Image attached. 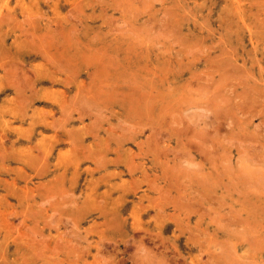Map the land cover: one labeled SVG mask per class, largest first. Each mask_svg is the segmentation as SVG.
Wrapping results in <instances>:
<instances>
[{"label": "rangeland", "instance_id": "rangeland-1", "mask_svg": "<svg viewBox=\"0 0 264 264\" xmlns=\"http://www.w3.org/2000/svg\"><path fill=\"white\" fill-rule=\"evenodd\" d=\"M0 264H264V0H0Z\"/></svg>", "mask_w": 264, "mask_h": 264}, {"label": "bare ground", "instance_id": "bare-ground-1", "mask_svg": "<svg viewBox=\"0 0 264 264\" xmlns=\"http://www.w3.org/2000/svg\"><path fill=\"white\" fill-rule=\"evenodd\" d=\"M77 6V5H76ZM73 8V7H72ZM76 8V7H75ZM77 10V9H76ZM78 10H79V8H78ZM77 10V11H78ZM75 11V10H74ZM79 13V12H78ZM80 14V13H79ZM72 18V17H71ZM78 18V17H77ZM60 25H61V23H60ZM60 28V27H59ZM55 30H56V28H54ZM75 29V28H74ZM61 30V29H60ZM77 30V29H76ZM76 30H74V31H76ZM57 32V31H56ZM66 33V32H65ZM54 34V33H53ZM56 34V33H55ZM69 36V35H68ZM71 37V36H70ZM70 41V40H69ZM76 41V40H75ZM56 42V41H55ZM53 43V42H52ZM56 44H58V43H56ZM58 46V45H57ZM100 46V45H99ZM58 48V47H57ZM60 48V47H59ZM46 50V49H45ZM49 50V49H48ZM53 53V52H52ZM97 54H99V53H97ZM136 54V53H135ZM85 55H87L86 53H85ZM115 55V54H114ZM54 57V56H53ZM102 57V56H101ZM91 58V57H90ZM103 58V57H102ZM117 58V57H116ZM110 59V58H109ZM67 60V59H66ZM73 60V59H72ZM94 60V59H93ZM129 60V59H128ZM71 62V61H70ZM94 62H95V60H94ZM97 62V61H96ZM100 62V61H99ZM74 63V62H73ZM15 64V63H14ZM72 64V63H71ZM52 65V64H51ZM96 65H97V63H96ZM15 66V65H14ZM93 66H95V65H93ZM74 67V66H73ZM98 68V67H97ZM104 68V67H103ZM143 68V67H142ZM150 68V67H149ZM71 69V68H70ZM103 70V69H102ZM65 71V70H64ZM136 72V71H135ZM89 75H91V74H89ZM130 75V74H129ZM68 76V75H67ZM74 77V76H73ZM160 80V79H159ZM16 81V80H15ZM11 84V83H10ZM115 85V84H114ZM112 89V88H111ZM117 93V92H116ZM119 93V92H118ZM150 94V93H149ZM153 95V94H152ZM245 95V94H244ZM136 96V95H135ZM233 96V95H232ZM126 97V96H125ZM259 99V98H258ZM143 100V99H142ZM246 100V99H245ZM148 102V101H147ZM148 109V108H147ZM128 168V167H127ZM263 186V185H262ZM260 190V189H259ZM255 204V203H254ZM253 204V205H254ZM258 213V212H257ZM163 242V241H162ZM57 250V249H56Z\"/></svg>", "mask_w": 264, "mask_h": 264}]
</instances>
